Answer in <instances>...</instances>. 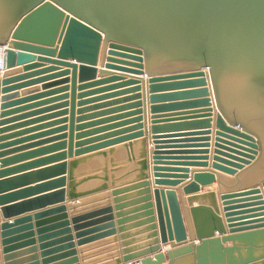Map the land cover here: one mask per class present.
<instances>
[{"label": "water", "instance_id": "obj_1", "mask_svg": "<svg viewBox=\"0 0 264 264\" xmlns=\"http://www.w3.org/2000/svg\"><path fill=\"white\" fill-rule=\"evenodd\" d=\"M0 49L4 61V70L0 73L3 264H264V226H252L264 219L248 221L263 217L264 213L247 216L264 212V201L259 187L245 189L261 182L264 191V87L261 86L264 81V0H3ZM43 64L50 67L26 73ZM96 65L104 66L99 70L100 76L108 75L109 70L132 75L145 73L152 93L162 88H196L168 97L152 96L153 105L161 98H176L195 101L174 103L169 107L208 108L200 112L206 115L172 119L165 123L183 122L166 127L158 125L162 122H152L151 139L155 146L152 170L156 186L174 187L179 180L189 178L187 169L158 167L169 164L164 163L167 160H198L193 166H207V151L197 153L204 154L197 159L165 157L182 154L162 150L177 149L174 144L181 142L172 139L189 135H158L194 126L208 130L211 102L217 110L218 128L212 169L235 176L237 170L251 164L259 155L252 165L226 183V190L232 193L220 196L230 235H226L213 192L187 199L197 244L188 242L174 189H154L153 209L146 181L149 177L147 140L141 139L148 134L146 127L127 137L88 146L117 134L91 138L112 127L82 132L113 120L80 124L95 117L81 116L88 109L80 108L92 102L81 99L93 93L77 95L76 92L101 81L79 87L76 82L92 78L97 72ZM59 67L66 68L65 75H72L70 119L69 127L53 128L65 124L66 118L42 122L64 116L67 111L47 113L68 103L44 106L65 100L68 95L40 100L59 91L31 94L58 83L24 88L29 83L19 82ZM129 80L132 83L139 79L131 77ZM65 82L67 79L61 83ZM77 98L80 101H76ZM153 105L151 111L164 108ZM32 124L39 125L22 129ZM67 129V134L53 136ZM205 132L199 135L210 134V131ZM66 138L68 141H63ZM169 139L171 141H164ZM59 140L62 142L12 156ZM131 140L135 141L116 147ZM197 141L208 142V139ZM66 148L67 153L8 168ZM105 148L109 149L104 151ZM118 154L124 156L122 163L115 159ZM176 173L181 175H174ZM41 181L45 182L25 187ZM214 181L212 172L197 173L183 187V192L195 194L201 185ZM54 189L57 190L45 193ZM132 192H137L135 195L139 198L127 200ZM66 197L77 202L69 204L70 210L93 204L91 210L73 216L70 221L65 206L45 209L62 203ZM141 233L146 234L136 236ZM144 239V243L138 244ZM103 240L112 244L113 253L88 261L89 256L83 252L89 249L83 246ZM255 240L259 241L255 243ZM227 242L231 245L226 247ZM76 247L80 248L81 258ZM257 251L259 254L255 255ZM242 252H245L243 259Z\"/></svg>", "mask_w": 264, "mask_h": 264}, {"label": "crops", "instance_id": "obj_2", "mask_svg": "<svg viewBox=\"0 0 264 264\" xmlns=\"http://www.w3.org/2000/svg\"><path fill=\"white\" fill-rule=\"evenodd\" d=\"M72 62V61H71ZM27 65H31V64H27ZM23 66H21L22 68ZM46 67H50V64H43L42 66L38 67V68H33L32 70H29L26 73H31L34 71H38L40 69H44ZM96 71L95 75L87 80H84L82 83L79 82V80H77L76 85L77 87H79L80 85H91L93 83H97L98 81H101L100 84L98 85H94L88 88H85L81 91L77 90V95L79 93H93L90 94L88 96H85L84 98H82L81 100H85V101H92L89 102L87 104H84L82 107L80 108H85L88 109L85 112L82 113L81 116H90L93 117L92 115H95L94 118H90L88 120H85V122H81L80 124L83 123H89V122H93V121H105V119H113L111 121H107L104 123H101L99 125L87 128L85 130H83L82 132L85 131H95L98 129H105L104 127H112L109 130H105L99 134H95L94 136H91V138L93 137H99L102 135H105L107 133H117L116 135L109 137V138H105L103 140H99L97 142H94L93 144H89L90 145H95V144H99V143H104L107 141H111V140H115V139H120L122 137H127L129 135H132L134 133H138L140 131H143L144 128H147V136H145L144 138L141 139H146L147 140V153L149 154V166H148V174L149 177L146 179L148 185V189H150V195H151V200L150 203L153 204V209L155 210V201L153 199V191L154 189H174L177 195V199L179 201V205L181 208V212L183 215V219H184V223H185V227L187 230V235H188V242L189 243H193V244H197V240H195L194 238V233H193V226H192V222L189 216V205L187 203V199L188 197L191 196H198L207 192H213L216 194V198H217V204L219 206V210H220V217L223 219V223L225 225L227 234L226 235H230L229 234V229L227 227V224L225 222V218H224V212H223V206H222V201L220 200V196L222 194L225 193H232L229 192L228 190H226L225 185L226 183L231 180L233 177H235L237 174H239L241 171H243L244 169H246L247 167H249L250 165H252L256 159L258 158L259 155L256 156L255 160L251 161V164L249 165H245L243 166V169L241 170H237V174L235 176H230L227 175L225 173L219 172L217 170H213L212 169V163H213V156H214V151H215V133L216 131H218L217 128V124H216V117H217V110L213 104V102H211V123H210V127L208 130H206L205 127L203 126H194V127H186V128H180L177 129L179 130L172 132L171 134H159L158 136L161 135H189L186 136L185 138H176V139H172L176 142H181L179 144H174V147H178L177 149L174 150H162V151H171L169 153H182L180 155L177 156H165V157H174V158H180V159H197V158H201L204 156V154H197V153H201V152H205L207 151V157L208 160L206 161L207 166L206 167H198V166H193L194 163H198V160H186V161H179V160H167V162L164 163H169L167 165H160L158 167H166V168H176V169H187L189 171V178L188 179H182L179 180V184L174 186V187H170V186H156L154 184V173H153V160H152V153L154 151V144H153V140L152 138V134H151V128H152V122L153 121H158V122H162L160 124H158L160 127H166V125H169L171 123H181L183 121L180 122H169V123H165L166 121H170L172 119H185V118H189V117H194V116H202V115H206V113H200V112H204L206 109L208 108H203V107H196V106H183V107H169L171 105H174V103H186L188 101H195V100H186V99H182V100H177L176 98H161L158 102V104H151V97L152 96H156V97H168L170 95H175L176 93H183L185 91H191V90H195L196 88H180V89H172V88H162L159 89L158 91L155 92H151V90L149 89V84H148V76L144 74H140L138 73V75H132V74H128L127 72H117V71H113V70H109L111 71L108 75H101L99 74V70L104 69V66H99L96 65ZM64 71H66V68L64 67H59L57 68V70L51 71V72H47L44 74H40L38 76H33L30 78H27L25 80H22L21 83H29V85H27L24 88H31V87H35V86H42L43 84H47V83H58L56 86H51L50 88H47L45 90L41 89L38 92H35L31 95H36L39 93H48V91H56L55 89H57L59 92L52 94L50 96H46V97H41L39 98L40 100H45V99H49L52 97H57L60 95H64L67 94L68 98H66L65 100H59L58 102L52 103V104H48L44 107L47 106H51V105H56L59 103H62L64 101H66L68 103V105L66 107H62V108H57L56 110H52L51 112H48L47 114H51V113H56L59 111H63L66 110L67 114H65L64 116H58L57 118H53L51 120H47L45 122L42 123H47V122H51V121H55L58 119H62V118H66V122L65 124H58L56 126H53V128H58L61 126H66L69 127V119H70V102H71V79H72V75L71 73L65 75ZM122 71V70H119ZM21 73H25V72H21ZM116 76H118L119 78H115ZM131 77H136V79H139L137 82H132L129 83L128 81H130L129 79ZM67 79V82L65 83H61L64 80ZM37 81V82H36ZM63 87H67L66 90H64ZM63 89V90H62ZM94 99V100H93ZM39 101V100H37ZM76 101H80L78 100V98L76 99ZM153 106H157V107H164L161 108L160 110H155V111H151V107ZM76 109H79L78 107ZM194 113H199V114H194ZM46 115V114H43ZM42 115V116H43ZM179 115V116H177ZM181 115H185V116H181ZM39 117V116H37ZM77 117V115H76ZM170 117V118H167ZM152 118H157L156 120H152ZM33 119V118H29ZM138 119H141L138 121ZM190 121V120H188ZM41 123V124H42ZM39 124H32L30 126H26L25 128L22 129H26L29 127H33ZM77 125V124H75ZM141 128H138L140 127ZM143 128V130H142ZM52 129V128H49ZM129 129H132L130 131H128ZM236 129V128H235ZM46 131V130H43ZM205 131H210L209 135H199L202 133H206ZM68 129L65 130V132H58L57 134H53V136L56 135H61L62 133H68ZM35 133H39V132H33L32 134ZM31 135V134H29ZM53 136H49V137H53ZM47 137V138H49ZM207 137V138H206ZM45 139V138H42ZM88 139V138H87ZM204 139H208V142H198L197 140H204ZM40 140V139H39ZM39 140H35V141H39ZM34 141V142H35ZM65 142L68 141V139L66 138L65 140H63ZM135 140H131V141H127V142H123L121 144H117L116 147L121 146V145H126L129 143H132ZM164 141H171L169 140H164ZM227 141V140H224ZM62 142V140L58 141V142H53L51 144H45L43 146H37L35 148H31L29 150H24L23 152H19L17 154H13L14 155H18L20 153H27L29 151H34L36 149H39L41 147H45V146H49V145H53L56 143H60ZM32 143V142H29ZM230 143V142H227ZM207 145V147H206ZM236 145V144H234ZM224 147H229V146H224ZM109 148H105L104 151H107ZM231 149V148H229ZM67 148L64 150H58L56 152H52L50 154H44L42 156H36L33 158H29L27 160H23L21 162H17L15 164H12L11 166H9L8 168L11 167H16L18 165H22L25 163H30L32 161H36L38 159H43L45 157H49L52 155H58L60 153H67ZM260 154V151H259ZM9 156V157H12ZM116 161L118 163H122L124 156L123 154H118L115 157ZM65 161H69V159H66ZM61 163V162H58ZM172 164H189V166H175ZM204 171H208V172H212L215 176V181L211 184L208 185H201L200 186V191L195 193V194H190V195H185L183 192V187H185V185H187L190 181H192L193 176L197 173L200 172H204ZM174 175H181V174H174ZM66 176V175H65ZM62 176H56L55 178H51V179H58ZM46 181H50V180H46ZM45 181H41V182H36L34 184H30L29 186H25V187H32L38 184H41ZM261 183V182H260ZM260 183H257L255 185H252L248 188H245L246 190L251 189L253 187H259L261 190L260 195L262 196V201H264V191L263 189L260 187ZM24 187V188H25ZM23 189V188H21ZM59 189V188H57ZM57 189L54 190H50L49 192H45V193H50L53 191H56ZM242 189L241 191L245 190ZM42 193V194H45ZM135 193L137 192H132L129 195V198H127V200H135L138 199L139 197L135 195ZM42 194H37L38 195H42ZM33 196V197H36ZM250 197H257V196H250ZM240 200L244 199V198H239ZM81 201V200H79ZM76 201H69V199L66 197L65 200L62 203H58V204H54L52 206H48L45 209H49L52 207H58V206H65L67 207V214H68V219L71 221L73 216L79 215L81 213H85L87 211H90V207H92V205H88V206H83L81 208H77L74 210H70L69 204H76ZM247 203H253V202H247ZM114 204H112L113 206ZM194 206L197 205V203L193 204ZM242 205V204H241ZM247 209H253V208H247ZM44 210V209H42ZM41 211V210H40ZM240 211V210H239ZM244 211V210H241ZM260 213H264V212H257L254 214H247L248 215H257ZM259 219H264L263 217L260 218H255L252 220H248V221H254V220H259ZM3 222L1 215H0V224ZM235 223H239V222H235ZM243 223V222H240ZM252 226H264V222H259L256 224H252ZM245 227V226H244ZM71 228H73L72 224H71ZM264 229V228H263ZM74 231H72V234L74 235ZM146 233H141L140 235H136V236H140L143 237L141 235H144ZM76 242V240H74ZM146 240L144 239L143 242H140L138 244L144 243ZM259 240H255V243H257ZM231 243L227 242L224 246H230ZM85 247V249H89L86 252H83V255H88V261H93L94 259H97L99 257L102 256H107L109 257L111 255V253H113L111 247L112 244L111 243H107L106 240H103L102 242H96L94 244H89ZM93 247V248H91ZM77 251H78V256L79 258L82 257V254L79 251V247H76ZM161 249L163 251V253H166V248L163 244H161ZM164 249V250H163ZM259 251L255 252V255H258ZM245 257V252L241 253V258L243 259ZM80 263H82V260L80 261ZM107 262H103L101 264H105ZM0 264H3L2 261V254H1V246H0Z\"/></svg>", "mask_w": 264, "mask_h": 264}, {"label": "built area", "instance_id": "obj_3", "mask_svg": "<svg viewBox=\"0 0 264 264\" xmlns=\"http://www.w3.org/2000/svg\"><path fill=\"white\" fill-rule=\"evenodd\" d=\"M4 70V61L0 60V73Z\"/></svg>", "mask_w": 264, "mask_h": 264}, {"label": "snow or ice", "instance_id": "obj_4", "mask_svg": "<svg viewBox=\"0 0 264 264\" xmlns=\"http://www.w3.org/2000/svg\"><path fill=\"white\" fill-rule=\"evenodd\" d=\"M3 9V0H0V10ZM261 86L264 87V81L261 82Z\"/></svg>", "mask_w": 264, "mask_h": 264}, {"label": "bare ground", "instance_id": "obj_5", "mask_svg": "<svg viewBox=\"0 0 264 264\" xmlns=\"http://www.w3.org/2000/svg\"><path fill=\"white\" fill-rule=\"evenodd\" d=\"M2 50L0 49V55H2ZM164 250V249H163ZM166 250V249H165ZM130 264H139L138 262H133V263H130Z\"/></svg>", "mask_w": 264, "mask_h": 264}, {"label": "clouds", "instance_id": "obj_6", "mask_svg": "<svg viewBox=\"0 0 264 264\" xmlns=\"http://www.w3.org/2000/svg\"><path fill=\"white\" fill-rule=\"evenodd\" d=\"M3 58H2V55H0V60H2Z\"/></svg>", "mask_w": 264, "mask_h": 264}]
</instances>
